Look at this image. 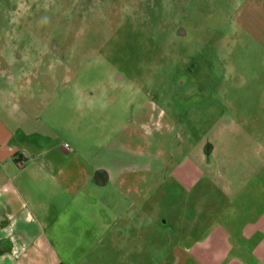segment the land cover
<instances>
[{
	"label": "rangeland",
	"instance_id": "obj_1",
	"mask_svg": "<svg viewBox=\"0 0 264 264\" xmlns=\"http://www.w3.org/2000/svg\"><path fill=\"white\" fill-rule=\"evenodd\" d=\"M0 104L2 117L15 121L6 120L16 130L9 146L26 159L23 168L0 165V186L7 188L0 200V262L10 264L12 247L35 240L46 263L114 264L110 234L100 229L103 213L114 207L121 212L111 237L141 243L146 247H133V254L141 249L152 259L163 250L148 244L177 241L191 225L189 193L174 197V180L163 184L164 175L131 171L103 187L93 177L70 192L55 177L86 181L94 163L126 160L130 150L174 152L179 160L191 150L196 160L211 145L208 161L228 167L252 162L257 145L263 161L264 6L258 0H0ZM119 148L131 155L122 157ZM39 149L50 151L36 154ZM45 160L55 168L40 171ZM232 167L227 179L236 181ZM258 179L264 191V171ZM205 184L191 197L220 195ZM133 196L137 201L128 200ZM216 205L203 204L210 215ZM128 252L118 248L115 264Z\"/></svg>",
	"mask_w": 264,
	"mask_h": 264
},
{
	"label": "crops",
	"instance_id": "obj_2",
	"mask_svg": "<svg viewBox=\"0 0 264 264\" xmlns=\"http://www.w3.org/2000/svg\"><path fill=\"white\" fill-rule=\"evenodd\" d=\"M258 2L261 6H264V0H258ZM6 120L7 122H15L12 116L9 119H4L0 113V165L3 167L5 163L13 162L23 168L26 159L23 155L18 156L20 153V151H17L18 149L14 150L13 147L9 146V141L16 130H9ZM155 129L156 132H162V129L158 127ZM27 135H32L31 131H28ZM120 143L122 142L120 141ZM118 146L123 145L120 144ZM255 147L252 162L238 165L230 163L228 167L226 166L227 163L224 162L214 161L212 163L208 161L207 158L213 152L211 145H208L203 150L201 158L196 160L190 156L191 150L183 155V159L179 160L174 152H165L164 157L162 154H153L150 150H130L133 156L131 153L127 154L124 151L125 149L122 151L119 148V154L122 157L127 155H131V157L126 160L122 158L120 161L117 160L115 162L104 161V164L94 163L92 175L87 174L86 181L70 178L67 173V176L62 174L64 177H55V179H59L60 183L69 186L68 191L72 192V188L78 187L79 184H84L89 180L92 181L93 177H96L94 183L99 187H103L109 182L115 183L116 180L125 177L131 171H146L154 175H164L163 184L168 177L174 180V187L178 190L173 194L174 197L183 196L185 191L189 193L193 207H191L189 212L191 225L187 236L178 235L177 241L167 244L160 243L162 246L155 244L158 242L148 244L147 247L154 246L157 250H163L159 254H151L154 256L152 259L141 249L138 250L137 254H133L131 251L133 247H146L144 245L139 246L141 243L131 242L134 246L129 249L128 247L132 244H126V242L117 243L115 237H111V233H115L117 229L116 217L121 210L116 211L117 207H114L109 209L110 212L105 211L103 213L105 220L103 219L100 229L105 234H110L111 243H107V246L110 249V259L114 258V264L116 263L114 256L118 248L129 250L128 254L125 253V258L117 260V262L121 261V264H264V191L263 185L262 183L260 184L258 179L259 175L264 171V159L263 161L259 159L261 147L257 145ZM42 150L39 149L36 154L44 152L47 156L50 151ZM232 166H235L236 169V181H234L233 177L227 179L228 172L234 168ZM37 168L40 171H47L52 170L55 166L53 162L45 160L38 164ZM85 171L83 169L82 174L84 173L85 175ZM68 179L75 180L71 186L68 185ZM204 183H206L205 185H213L215 191H220V195L215 197L210 188L211 193L200 197H191L190 194L200 188L201 185H204ZM0 187L2 189L0 191V200H3L7 193V188H5L3 183ZM136 199L137 196H133L128 200L137 201ZM208 202L217 204L215 215H213L215 209L211 215L205 211L203 204ZM142 207L141 205L140 208ZM135 209H137L135 204L129 208L132 216L135 215ZM125 211L127 212V208ZM217 215H219V218L216 219ZM111 217L114 218L111 219ZM198 224L200 225L199 227H197ZM100 243L98 241V244ZM37 245L38 243L34 240L27 245H23L21 249L12 247V251L8 252L10 254L9 263L57 264V262L53 263L50 260H47V263L43 262V259L37 255V251L39 252ZM3 259L4 257L1 256L0 261L4 262Z\"/></svg>",
	"mask_w": 264,
	"mask_h": 264
}]
</instances>
